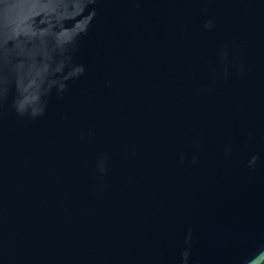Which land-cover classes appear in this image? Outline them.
Masks as SVG:
<instances>
[{
  "label": "water",
  "instance_id": "95a60500",
  "mask_svg": "<svg viewBox=\"0 0 264 264\" xmlns=\"http://www.w3.org/2000/svg\"><path fill=\"white\" fill-rule=\"evenodd\" d=\"M264 0H0V264H261Z\"/></svg>",
  "mask_w": 264,
  "mask_h": 264
},
{
  "label": "trees",
  "instance_id": "16d2710c",
  "mask_svg": "<svg viewBox=\"0 0 264 264\" xmlns=\"http://www.w3.org/2000/svg\"><path fill=\"white\" fill-rule=\"evenodd\" d=\"M261 264H264V261Z\"/></svg>",
  "mask_w": 264,
  "mask_h": 264
}]
</instances>
